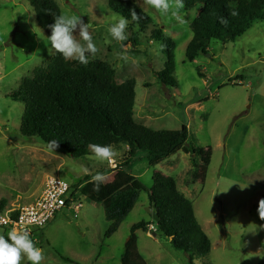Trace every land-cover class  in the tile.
I'll return each mask as SVG.
<instances>
[{"label": "rangeland", "instance_id": "rangeland-1", "mask_svg": "<svg viewBox=\"0 0 264 264\" xmlns=\"http://www.w3.org/2000/svg\"><path fill=\"white\" fill-rule=\"evenodd\" d=\"M53 1L61 15L91 25L89 32L98 51L89 61L112 65L117 83L134 79L136 123L152 130H179L185 125L187 143L211 149L212 156L201 183L194 177V159L182 152L151 167L146 152L138 151L123 170L119 166L128 159V147L119 144L112 147L118 166L110 171L107 163L90 159L92 155L72 159L61 151H50L38 138L22 136L23 104L9 95L19 89L22 79L44 67L55 50L38 27L28 0H0V201L6 204L4 210L27 205V193L40 191L49 177L68 183L72 190L84 177L103 172L110 193L125 175L137 178L145 188L110 237H105L109 222L101 205L78 194V212L63 208L42 229L32 231L31 239L43 250L41 264H120L131 227L149 221L148 209L154 211L147 192L155 172L174 179L211 241L210 253L193 264H259L264 256V217L258 212L264 200V20L254 22L235 42L211 41L206 53L188 62L185 50L199 5L186 11L176 9L170 0L172 11L184 20L180 23L145 0H130L150 23L140 28L129 21L128 39L119 42L109 32L119 15L109 9L107 0ZM156 30L175 46L170 76L176 80L174 87L164 86L158 78L165 70L166 55L163 40L153 38ZM73 35L84 43L78 30ZM17 194H21L19 201ZM153 232L134 233L137 251L147 264H188L184 253ZM23 264H29L26 258Z\"/></svg>", "mask_w": 264, "mask_h": 264}, {"label": "trees", "instance_id": "trees-1", "mask_svg": "<svg viewBox=\"0 0 264 264\" xmlns=\"http://www.w3.org/2000/svg\"><path fill=\"white\" fill-rule=\"evenodd\" d=\"M28 2L38 27L48 38L51 35L48 25L61 15L58 5L53 0ZM107 2L113 13L126 17L140 28L150 23L148 16L130 0ZM196 5L200 10L191 25L192 39L185 50L188 62L206 53L211 41L235 42L254 22L264 20V0H183L186 11ZM131 10L140 16L138 21L132 20ZM221 20L227 22L221 23ZM153 38L163 40L166 55L165 70L158 74V78L164 86L174 87L176 80L170 77L174 71V43L163 37L160 30L155 31ZM131 40L136 44L133 35ZM9 97L23 104L19 128L22 136L38 138L47 146L49 141L56 140L59 146L55 151H61L72 159L91 156L88 145L96 143L112 147L126 144L128 159L119 166L123 170L129 167L130 159L138 151L146 152L151 167L182 152L194 159L195 179L201 183L206 179L211 149L189 145L185 125L179 130H152L136 123L133 119L135 81L127 79L117 83L113 66L108 63L89 61L85 66L75 60H65L54 52L46 65L35 69L32 77L22 79L19 89ZM93 184L92 178L84 177L72 186L71 197L77 199L79 194L101 205L109 222L105 237H110L131 213L145 188L137 178L129 175H125L113 193L108 191L104 182L99 191L94 190ZM147 193L158 222L155 223L150 216L149 221H141L131 227L120 264H147L137 251L134 233L137 230L146 233L150 225L154 226L156 234L167 238L175 250L186 255L188 264L207 256L211 251V241L197 222L191 201L178 191L174 179L155 172ZM5 205L1 200L0 212ZM259 264H264V256Z\"/></svg>", "mask_w": 264, "mask_h": 264}, {"label": "clouds", "instance_id": "clouds-1", "mask_svg": "<svg viewBox=\"0 0 264 264\" xmlns=\"http://www.w3.org/2000/svg\"><path fill=\"white\" fill-rule=\"evenodd\" d=\"M145 3L163 15L171 13L178 22L183 23L184 20L177 11H172L170 0H145ZM176 9L183 7V0H175ZM235 15V13H233ZM131 18L138 21L140 16L135 10H131ZM227 21L221 20V23ZM129 20L124 16H119L118 20L109 27V32L115 41L123 42L128 39L127 29ZM51 29V35L48 37V44L51 50L62 55L65 60H75L80 64L87 66L89 57L95 56L98 51L93 37L89 32L90 24L84 23L81 18L60 15L54 18V23L48 25ZM78 30V35L84 43H80L74 39V32ZM86 53L90 55H86ZM58 141L52 140L48 142V149L53 151L58 147ZM92 156L100 164H112L117 153L111 145H101L99 143L89 144ZM88 173V169H83ZM94 190L99 191L105 177L101 173H97L92 177ZM258 212L260 217H264V200L260 201ZM29 264H41L44 259L43 250L35 245L27 230L17 231L15 229L7 233V238L0 235V264H23L25 260Z\"/></svg>", "mask_w": 264, "mask_h": 264}, {"label": "built area", "instance_id": "built-area-1", "mask_svg": "<svg viewBox=\"0 0 264 264\" xmlns=\"http://www.w3.org/2000/svg\"><path fill=\"white\" fill-rule=\"evenodd\" d=\"M107 166L110 170H115L118 163L113 160ZM71 193L68 183L55 177L47 178L42 194L37 199L27 205L0 212V234L7 237V233L15 229L27 230L32 236L33 230L42 229L63 208L69 207L74 213L78 212L81 204L71 197ZM150 230H155L153 225L149 226Z\"/></svg>", "mask_w": 264, "mask_h": 264}, {"label": "crops", "instance_id": "crops-1", "mask_svg": "<svg viewBox=\"0 0 264 264\" xmlns=\"http://www.w3.org/2000/svg\"><path fill=\"white\" fill-rule=\"evenodd\" d=\"M43 188H44V183L41 185L40 191L39 190L38 191L35 190L33 192L27 193L26 199L28 200V203H31L32 201H34L35 199H37L42 194ZM15 197H16L15 200L19 201L20 198H21V194H17Z\"/></svg>", "mask_w": 264, "mask_h": 264}, {"label": "water", "instance_id": "water-1", "mask_svg": "<svg viewBox=\"0 0 264 264\" xmlns=\"http://www.w3.org/2000/svg\"><path fill=\"white\" fill-rule=\"evenodd\" d=\"M148 214L152 217V220L156 223L158 222V217L154 211H152L151 208L148 209ZM153 236H155V232L152 233Z\"/></svg>", "mask_w": 264, "mask_h": 264}]
</instances>
